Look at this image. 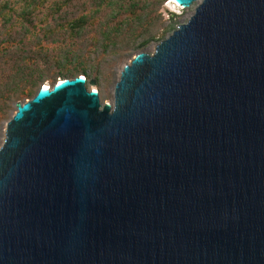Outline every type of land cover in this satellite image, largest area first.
<instances>
[{"label": "water", "instance_id": "water-1", "mask_svg": "<svg viewBox=\"0 0 264 264\" xmlns=\"http://www.w3.org/2000/svg\"><path fill=\"white\" fill-rule=\"evenodd\" d=\"M171 1L111 102L82 76L14 102L0 264H264V0Z\"/></svg>", "mask_w": 264, "mask_h": 264}, {"label": "trees", "instance_id": "trees-1", "mask_svg": "<svg viewBox=\"0 0 264 264\" xmlns=\"http://www.w3.org/2000/svg\"><path fill=\"white\" fill-rule=\"evenodd\" d=\"M19 2L21 3L17 9L10 3L0 4V114H4L9 108L7 102L12 97V83L24 82L27 87L34 84L30 66L37 59L51 60L52 64L60 69L70 63L68 49H63V45L58 43L51 46L56 50L55 54L40 55V52H45L48 48L45 45L47 34L53 32L55 28L66 29L71 37L76 38L83 28L87 26L92 28L96 25L100 14L108 10L109 22L102 28H107L105 36L109 41L122 33L127 34L129 41L134 43L142 37L159 36L153 31V24L158 18L157 7L161 0H19ZM74 4L77 7L74 17L65 19L62 24L54 23L45 27L50 18ZM15 26L22 30L23 42H16L12 34ZM174 27V22L169 21L162 27V32L171 31ZM92 39L95 40V37ZM28 42H31L29 48ZM3 43L7 45L2 46ZM15 44L18 45L16 49L9 51L10 46ZM71 74V77L82 74L87 78L83 65L76 67ZM21 92H24L25 97L30 96L23 90Z\"/></svg>", "mask_w": 264, "mask_h": 264}, {"label": "rangeland", "instance_id": "rangeland-1", "mask_svg": "<svg viewBox=\"0 0 264 264\" xmlns=\"http://www.w3.org/2000/svg\"><path fill=\"white\" fill-rule=\"evenodd\" d=\"M3 2L12 4L16 9L21 3L19 0H0V4ZM195 3H192L188 7H179L173 5L169 0H161L157 7L158 18L153 24V31L159 34V36L157 35L154 38L142 37L137 39L135 43L130 42L128 35L124 33L112 37L111 41L108 40L105 36L107 34V28H102L109 22L108 10V12L105 11L100 14L96 25L92 26V28L88 26L83 28L76 38L71 37L66 29L60 30L55 28L53 32L47 34V42L45 45L48 46V48L45 52H40V55L44 53L48 56L55 54L56 50L52 49L51 46L58 43L59 45H63V49H68L70 63L67 65L65 64L60 69L54 66L51 60L42 61L41 59H37L35 63L30 66L32 69L31 78L35 80L33 85L27 87V84H24V82L12 83V97L7 102L9 108L4 114H0V143L3 137L5 121L14 110V102L29 98L39 85L46 84L51 86L58 79L71 78V73L76 70V67L82 65L85 67L87 78L82 74H75V76L84 77L85 87L97 92L99 102L101 104L111 102L113 84L118 79L119 71L122 66L128 63L131 57L136 53H152L154 45L170 32H162V27L169 21L174 22V26L184 22L193 12ZM76 10L77 7L75 4L68 6L64 10H61L59 14L50 18L45 27L48 25L52 26L54 23L61 22L62 24L65 19L74 17L76 15ZM12 34L16 42H23V39L21 40L22 30L19 29L18 26L14 27ZM92 37H95V40L92 39ZM144 39H149V41L143 46L138 47V44ZM5 45L7 44H2V46ZM30 45L31 42H28L27 48H29ZM17 46L16 44L10 46L9 51H14ZM60 59H62V56ZM89 80H92L93 84H89ZM22 90L27 92V94L29 93L30 96L28 97L27 95V97H25L26 95L23 94L24 92H21Z\"/></svg>", "mask_w": 264, "mask_h": 264}, {"label": "bare ground", "instance_id": "bare-ground-1", "mask_svg": "<svg viewBox=\"0 0 264 264\" xmlns=\"http://www.w3.org/2000/svg\"><path fill=\"white\" fill-rule=\"evenodd\" d=\"M171 3H173L171 0H169ZM173 5L177 6L175 3H173ZM61 79H58L57 81H60ZM47 86L46 84H42V87H45V89H47ZM93 91V90H92ZM95 91V90H94ZM93 91V92H94Z\"/></svg>", "mask_w": 264, "mask_h": 264}]
</instances>
